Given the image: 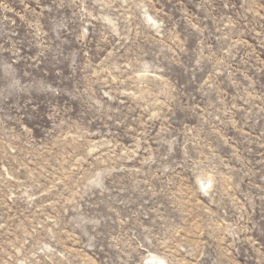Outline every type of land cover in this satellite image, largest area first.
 Wrapping results in <instances>:
<instances>
[{"label":"rangeland","instance_id":"rangeland-1","mask_svg":"<svg viewBox=\"0 0 264 264\" xmlns=\"http://www.w3.org/2000/svg\"><path fill=\"white\" fill-rule=\"evenodd\" d=\"M0 264H264V0H0Z\"/></svg>","mask_w":264,"mask_h":264}]
</instances>
